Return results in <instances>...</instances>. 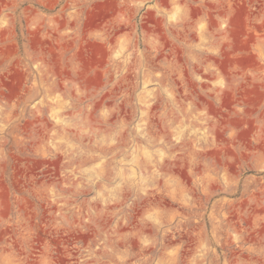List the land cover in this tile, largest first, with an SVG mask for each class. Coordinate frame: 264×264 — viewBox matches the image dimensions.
<instances>
[{
	"label": "rangeland",
	"instance_id": "1",
	"mask_svg": "<svg viewBox=\"0 0 264 264\" xmlns=\"http://www.w3.org/2000/svg\"><path fill=\"white\" fill-rule=\"evenodd\" d=\"M0 264H264V0H0Z\"/></svg>",
	"mask_w": 264,
	"mask_h": 264
}]
</instances>
